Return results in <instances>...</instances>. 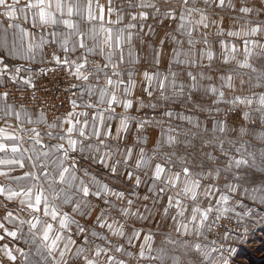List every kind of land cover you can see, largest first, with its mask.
Segmentation results:
<instances>
[{"label": "snow or ice", "instance_id": "snow-or-ice-1", "mask_svg": "<svg viewBox=\"0 0 264 264\" xmlns=\"http://www.w3.org/2000/svg\"><path fill=\"white\" fill-rule=\"evenodd\" d=\"M94 0H87L86 5L82 4L80 0H0V16H5L10 21L7 28L15 29L14 36L20 41L28 39L25 46L23 42L19 45L14 41L11 48L8 47L7 41H0V48L4 49L3 54H0V82H4L3 78L8 77L10 83H16L18 78L23 85H27L28 88L34 89V73L29 72L27 78L21 77V73L25 69L20 65H13L10 69L8 58L11 57L13 60H28L32 63L36 62L35 50L43 51L45 44L56 45L51 53L49 61L41 59V63H53L54 67L49 68L48 71L55 72L58 67L63 68L69 72L70 75L74 76L79 84H72L65 91L71 89H78L74 93L76 99H69V103L72 106V110L68 111L63 118L57 117L59 121L52 122L47 125V131L45 135L50 140L60 141L57 144L50 146L48 151H38L35 145L42 144V135L37 128L32 127L29 129H22L26 133H30L27 139L33 142L31 148V155L25 156V152L28 149H22L17 143H12L10 146L5 143H0V152L7 153L11 151L13 158L11 159H0V164L18 166L19 169H25V160L29 161L28 170L22 172V174L9 175L6 172H0V176H4L9 180L8 185H0V196H3L6 201H13L19 199L21 205H26L29 211V215L32 219L27 221L21 219L19 223L23 225L27 223L29 225L28 232L30 240L26 239L25 243H31L35 247L34 255L39 257L38 261L29 260L28 254L21 251L19 248L16 252L24 258L25 264H100V258L103 257L104 264H128L126 260L117 259L111 253H121L126 257H133L131 251L125 250L123 245L113 246L106 237L100 235L96 231H90L70 215L68 211L63 210L64 205H72L71 213L79 215L81 217H90L92 211L97 207L94 205L90 197H94L97 201H102L105 207L99 209L98 215L95 217L94 223L97 224L101 229L106 228L108 232L117 238H124L128 245H133V242L141 239V231L137 230L135 226L131 229L126 230L125 223L118 221L113 218L109 213L115 208V205L109 199L110 196H114L117 200H124L125 194L121 191L113 190L109 185L101 183L95 176H92L86 168H82L81 161H87L89 165H99L104 169L109 170L112 174L118 172V167L123 164L126 169V176L128 179H132L134 172L127 170L130 167V161L133 157V148L128 147L126 150L117 148L116 151H112L108 146V140L123 139L122 133H126L129 130L128 117L122 116L120 123L115 126V136L112 134L113 125L108 123L114 119L115 108L122 106L125 111L133 107V101L127 99L131 95L132 89L136 86V81L133 79L135 72L130 69H121L120 65L125 62L124 57V45L127 43L129 46L132 44V38L134 33L130 31L137 27L132 21L147 20L149 17V11L153 18L162 16L163 19L175 20L176 19V8L171 5L175 0H163L165 5L169 7L165 11H161V8L157 6L154 0H128L129 8L141 9L136 14L129 13L130 20L124 25L123 28L115 27L124 22V14L122 6H115L114 0H106V3H100V0H95V8L93 7ZM204 4L211 7L212 4H216V0H182L181 11L179 13V24L177 25V31H180L183 35L187 36L188 48L184 49V41L176 40L170 33H166L171 41L177 45L173 47L171 58L168 61L169 71L163 75L157 71L149 73L144 70L143 77L148 82L149 87H144L142 90L147 92L149 97L153 96L154 91H159V99L165 102L171 100L173 97H183L185 85L183 83L177 86V73L172 71V65L184 64L189 67H196L199 61H202L205 57L209 60H213V52L210 48H201L197 50L196 45L201 43L200 40L193 39V33L200 31V27L208 29V17L200 7H189V4L199 5ZM225 0H218L217 7H223ZM187 12V15L185 14ZM242 13H249L252 10L248 7H241L239 9ZM193 13H199L200 18L195 22H192L189 17ZM115 15V19H112ZM78 16L80 20L84 22L87 30H81L80 23L72 19V17ZM23 17L25 23H31L33 28L39 27L44 31L50 29L49 34L51 35V41L44 40L41 38L39 42H35V39L31 32L26 28L22 27L19 23H15L17 19ZM107 17V19H106ZM163 21H161L162 23ZM212 23H216L212 21ZM62 25L65 29L70 31L61 32L57 30V27ZM143 25H141V28ZM150 27V26H149ZM125 29L129 30L127 33ZM151 31V27H150ZM261 31L260 25L252 27L248 31L243 32L242 40L246 59L244 63L240 64V67L251 68L252 72H258L259 75L256 77V83L253 85L255 88L264 87V68L257 69L247 63V57L251 56L252 52L249 45L253 47L259 46L264 48V45H257L254 40H249L246 37L256 36ZM217 37L224 36V30L219 28L216 32ZM228 37L241 38L240 31H228ZM72 37H76L72 40ZM202 43L204 45L209 44L208 33L202 32ZM30 38V39H29ZM92 43L89 44L88 41ZM166 41L165 39L160 40L159 49L155 50L154 63L159 65L163 56V48ZM219 44L222 48L227 51L235 53L238 48L235 43L229 44L225 39H220ZM151 47V45H149ZM62 51L61 56L58 52ZM75 59H71L70 56L77 54ZM197 54L199 60L197 59ZM99 55L103 58V63L93 62L92 69L89 70L86 66L89 64L88 56ZM128 55L132 57V48H128ZM183 57V59H181ZM235 59V56L231 57ZM229 57L227 54L223 57V63H227ZM131 62L138 64L140 62L139 56L132 57ZM211 67V65H208ZM41 73L45 72V69L39 70ZM127 77V80L124 77ZM171 76V79H169ZM187 76L191 79V84L188 85L189 93L188 99L192 101L191 93L196 91L199 87L197 76L193 75L191 71L187 72ZM200 79L211 80L212 77L206 76L204 73H199ZM220 80L225 81L224 87L235 91V85L232 83V76L227 77L221 75ZM95 81L92 83L91 81ZM243 79L240 80L241 88L245 85ZM123 86V87H121ZM168 89L172 90V96L167 95ZM207 91L212 94L217 93L215 87H209ZM9 93L7 91L0 93V99H6ZM255 92L251 96L235 95L231 101L227 103L237 105L244 104L251 106L254 101L253 96H256ZM87 96V100L84 97ZM224 97V92L220 91L217 100L213 103H220ZM33 98H35V92H33ZM95 98V102H93ZM80 101L78 103L77 101ZM140 108L150 107L156 109L158 105L156 103L145 104L142 99L138 100ZM259 108L257 111L260 112L259 122L261 125V131L257 135L255 130L250 129L247 125H241L239 128V135L244 136L252 132L255 138L260 139L264 142V93H260L258 97ZM101 105H107L105 108H101ZM77 108H83L85 111L77 112ZM87 109H92L91 119H89V112ZM139 111V109H137ZM220 111V109H216ZM234 110V109H230ZM0 111H4L5 115H12V106L5 103L0 107ZM163 116L172 117L174 113L169 109L162 113ZM244 119L249 121L251 124H255L256 121L249 112L243 113ZM15 118L18 122L23 123L24 120L28 124H40L43 122L44 114L41 112L37 119L33 120L28 112L19 111L15 112ZM181 120H188L192 123L191 117H185L180 115ZM163 123L162 120H140L137 123V131L144 128L146 124L151 123ZM196 126V125H194ZM217 129L220 132L226 131V125L224 122H213L212 131L215 132ZM169 131H173L169 129ZM236 131V129H233ZM3 129H0V133ZM161 136H164L163 129L161 130ZM10 141H18L24 139L23 136L8 135L4 137ZM95 138L96 143H93ZM147 137H137L138 143L146 142ZM167 144L169 147L178 143L176 137L167 136L164 140H157V145L162 146ZM187 143V142H185ZM211 141L206 140L205 146H208ZM225 141L221 140L218 144V149L221 156H229V153L224 149ZM101 146L106 151H101ZM239 151V149H237ZM117 153L122 154V159H114ZM153 156H148L144 148L139 150L138 158L135 161L136 169H143L149 167ZM174 155V153L172 154ZM209 159H212L211 153L206 154ZM252 156V153H249ZM253 159L255 157L253 156ZM170 156L165 160V164H169ZM242 164H248V160L241 157L240 159L234 160V165L239 168ZM233 166V162L228 164V168ZM14 170V169H11ZM84 172L85 176H89V180L86 183L78 173ZM181 175L184 179L182 181V187L175 197H168V206L164 208V215L167 216L169 209L172 207L176 208V215L172 217L175 221V231L181 235L191 234L189 223L199 221L195 224V234L197 236L203 235L202 229L206 227L205 222L209 220L210 215L214 214L215 219L218 221L221 217H224L226 213L231 212L230 207H213L208 206L202 209L199 204L192 207L191 209V220L189 223H183L178 220L177 217H184L187 210V206L182 204L180 196H185L193 201L197 200V190L201 188V181L198 179H191V172L188 167H183L181 171H173L172 168H166L160 163H156L154 170L152 171L153 182L162 181L165 185L176 188L181 184ZM206 176L216 178L219 176V169L216 170L215 174L211 171ZM141 178L139 175H135V185L139 187L141 184ZM47 184V188L44 185ZM14 185V186H13ZM57 185H60L59 189ZM214 185H207L204 188L203 195L205 197L212 195V188ZM229 192H235L236 187L234 185H225ZM94 189V190H93ZM151 190V189H150ZM161 193L165 192V188H160ZM245 195L252 196L255 198V193H245ZM148 199L147 196L144 197ZM228 196L220 195L216 201L218 205H226L228 203ZM59 201V204L56 202ZM260 202L264 203V189L260 194ZM128 207L119 208L118 211L121 216L125 219L129 217L140 216L139 211L132 212L131 206L133 200H127ZM24 209H20L23 211ZM42 213V215H41ZM143 219L142 216H140ZM4 220L10 223L17 220V216H13L11 211H7V214L3 217ZM242 218L237 216V220L240 221ZM75 225V232H72L71 226ZM0 229H3L4 235H0V240H3L5 236L12 237L13 239L18 238V233L21 231L20 228L9 231L3 223H0ZM183 229V232H181ZM210 230V228H209ZM89 234L92 237H96L101 240H105L107 246H101L96 244L94 241L89 240ZM37 236L39 240L37 241ZM73 236L81 237V241L78 242ZM206 238V237H205ZM228 237L225 236L224 239ZM153 236L149 234H143L142 242L138 245V253L135 259L141 260H162L163 248L155 249L157 252L156 256H150L147 253L153 251ZM169 243H175L171 239ZM185 245L187 242H184ZM216 242L213 241V244ZM61 244L63 245L61 247ZM75 246V247H73ZM219 247H223L220 244ZM192 248L202 256L204 259H208L211 252H215L216 248L213 247L208 251L202 249L199 243L192 246ZM147 250V251H146ZM3 251L4 257L8 261H15L16 256L8 246L5 245ZM173 264H179V258L173 257ZM202 264V261L199 262ZM209 264H228L227 260L217 261L215 259L209 260Z\"/></svg>", "mask_w": 264, "mask_h": 264}, {"label": "rangeland", "instance_id": "rangeland-1", "mask_svg": "<svg viewBox=\"0 0 264 264\" xmlns=\"http://www.w3.org/2000/svg\"><path fill=\"white\" fill-rule=\"evenodd\" d=\"M154 2L156 4L160 3L161 9H166L169 6L165 5L163 0H154ZM209 2L211 3V0ZM181 4L182 0H175L171 5L177 10L175 20L162 18L160 20L163 22L160 23L162 24L161 27L166 26V30H168V27L170 28V32L166 31V33H170L176 40L184 41L183 48L187 49V36L177 31V25L180 22ZM216 4H218V0H216ZM216 4H212L211 7L202 3L199 5L189 4V7H200L208 17V29L199 26L200 31L193 33V39L201 41L196 45L197 50L206 47L211 49L213 60L209 61L205 57L202 61H199L196 67L175 63L172 65V71L178 74L176 77L177 86L183 83L185 94L183 97H173L167 102L156 98L158 104L162 106L155 109L154 113L146 115L145 120H162L163 123L146 124L145 137L153 140L154 145L150 146V151L151 156H153V153L155 155L150 166L144 168V172L145 177H149L156 163H160L166 168H172L173 171H181L183 167H188L191 172L190 178L201 181V188L197 190L196 201L183 195L180 196L182 204L187 206L185 216L177 217L183 223L190 222L191 209L196 204H199L202 209L211 205L213 207H230L232 210L218 221L215 219V215L211 214L209 220L205 222L206 227L202 229L203 235L201 236H197L194 231L195 224L199 222L198 220L189 223V228L192 230L191 234L181 235L175 231L176 222L172 219L176 215V208H170L167 216L164 215V208L168 206V197H175L180 191L184 179L183 175H181V184L176 188L165 185L162 181L154 183L150 178H146L144 195L142 198L139 195V206L143 205V209L139 210L143 219L138 216V222L141 224L139 231L142 233L139 241L142 242L143 234L150 233L153 236V251L147 254L156 256L155 249L163 248V259L137 261L135 257L139 250L130 248L128 251L133 253V257H126L123 254L116 255L117 253L114 251L111 253L117 259L126 260L128 264H173V257L179 258V264H199L200 261H202V264H209L211 259L217 261L227 260L228 264H264V203L260 202V194L264 189V142L255 138L252 132L244 136L239 135L241 125H247L250 129L254 128L257 135L261 131L258 119L260 112L257 109L259 108L258 97L260 93H264V87H253L257 82L256 77L260 73L259 71L252 72L251 68L240 67V64L244 63L246 59L242 43L245 38L243 37L244 31L260 25L261 31L256 36L246 38L256 41L257 45H264V0H225L223 7H217ZM241 7H248L252 11L247 14L242 13L239 11ZM185 14L187 15L186 11ZM199 18V13H193L189 17L194 24ZM212 21L216 23H212ZM219 28L224 30L223 37L216 36ZM228 31H240L241 38L228 37ZM202 32L208 33L209 44L207 46L202 43ZM166 33L162 34V39H165V45L171 48V58L172 49L177 45L171 41L169 36H166ZM222 38L229 44L235 43L238 50L235 53L230 50L226 52L219 44V40ZM249 48L252 54L247 57V63L257 69L264 68V48L253 47L252 45H249ZM167 54L168 51H165L164 56ZM225 54L229 57L226 64L223 63ZM232 56H235V59H232ZM197 59L199 60L198 54ZM208 65H211V67ZM168 71L169 64L166 62L162 65V72L167 74ZM189 71L197 76L199 82L198 89L191 93V102L188 99V85L191 84V79L187 76ZM201 72L206 76L210 75L212 79L201 80L199 76ZM221 75L225 77L232 76L235 91L223 86L225 81L219 79ZM169 79H171V76H169ZM241 79L246 82L243 88L240 85ZM209 87H215L217 93L212 94L207 91ZM220 91L224 92L223 99L220 103H213L217 100ZM253 92L257 95L252 97L254 103L250 107L244 104L233 105L227 103L235 95L251 96ZM166 94L172 96V90L168 89ZM68 108L69 106L64 107V109ZM169 109L174 115L172 117L163 116L162 113ZM216 109H220V111ZM244 112H249L256 123L251 124L246 121L243 116ZM180 115L191 117L192 123H189L186 119L181 120ZM214 121L224 122L226 131L220 132L217 129L213 132ZM162 129L164 132L163 137L161 136ZM169 129L173 131H169ZM233 129H236V131H233ZM167 136L176 137L178 143L171 147L166 143L162 146L157 145L158 139L164 140ZM206 140L211 141L208 146L204 145ZM221 140L225 141L224 149L229 153V156H221L218 149ZM173 153L174 155H172ZM207 153H211L213 158L209 159ZM249 153H252V156ZM169 156L171 162L165 164V160ZM253 156L255 159H253ZM241 157L248 160V164H242L239 168H236L234 160ZM230 162H233V166L228 168ZM217 169H219L218 177L212 178L205 175L210 171L215 174ZM228 184L234 185L236 191L229 192L225 187ZM207 185H214V187L212 188V195L205 197L203 192ZM162 187L165 188L163 193L159 191ZM246 192L255 193V198L245 195ZM220 195L228 196L229 199L226 205L216 204ZM145 196L148 199H145ZM238 215L242 218L240 221L237 220ZM181 232H183V229H181ZM225 236L228 238L224 239ZM169 239L175 241V243H169ZM213 241L216 243L213 244ZM184 242H187V244L185 245ZM197 243L205 251L213 247L216 248V251L211 252L208 259H204L192 248ZM220 244H223V247H219ZM103 246H107L105 241ZM100 264H104L103 257L100 258Z\"/></svg>", "mask_w": 264, "mask_h": 264}, {"label": "crops", "instance_id": "crops-1", "mask_svg": "<svg viewBox=\"0 0 264 264\" xmlns=\"http://www.w3.org/2000/svg\"><path fill=\"white\" fill-rule=\"evenodd\" d=\"M156 1H161V0H156ZM11 2V0H9ZM23 3V0H21ZM82 4L87 3V0H80ZM100 3H106V0H100ZM133 3H136V0H133ZM158 7H161L160 3H157ZM114 5L119 7H123V14H124V22L120 25H116L115 27H120L123 28L126 23L129 22L130 16L129 13L131 14H136L138 11L141 9H137L135 7L129 8L128 7V0H114ZM93 7L95 8V0L93 2ZM169 7V6H168ZM166 7V9L168 8ZM166 9H161V11H165ZM149 11V17L147 20H140L139 18L136 21H132L137 25L136 28L131 29L134 33L133 38H132V44L129 46L127 43L124 45V57H125V62L120 65L121 69H130L135 72V75L133 79L136 81V86L132 89L131 95L127 97V99H130L133 101V107L125 111L122 106H117L115 108V113L114 119L111 121H108V123L112 124V134L115 136V126L120 123V118L122 116L128 117V124H129V130L126 133H122L123 139L116 140V139H109L108 140V146L112 151H116L117 148L119 149H124L126 150L128 147L133 148V157L130 161V167L127 170H131L134 172V176L132 179H128L126 176V169L123 164H121L118 167V172L116 174H112L109 170L102 168L99 165H89L87 161H81L82 168H86L87 171L92 175L95 176V178L100 181L101 183H105L109 185V187L113 190L116 191H121L125 194V199L124 200H117L114 196H110L109 199L112 201V203L115 205V208L109 213V215L113 218H116L118 221L125 223L126 225V230L131 229V227L135 226L137 230L141 227V224L138 222V216L137 217H129L125 219L124 216H121L118 209L119 208H125L128 207V204L126 201L128 198L133 199V205L131 206V211L136 212L141 209H143V205L139 206V195H141V198L144 195V185L146 178H150L152 181V174L149 175V177H145L146 174L143 169H136L135 168V161L138 158L139 150L141 148L145 149V152L148 156H151V149L150 146L154 145L153 140L147 139L146 142L144 143H138L137 142V137H145V129L146 125L144 128L140 131H137V123L140 120H145V117L147 114H152L155 112V109L150 108V107H144L140 108L139 106V99H142L145 104L148 103H156L158 104V101H156V98H159V91H154L153 96L149 97L147 92H144L142 89L144 87H149L148 82L144 79L143 77V72L144 70H147L150 74L159 71L163 77L165 75L162 72V65H164L166 62L168 64V61L170 59V51L171 48L167 45H164L163 48V56L161 58V63L159 65L154 63V57H155V50L159 49L160 47V40L162 39V34H165L166 31L170 32V28L168 27V30H166V26L161 27V20L162 16H158L156 18H153L151 15V12L154 10H145ZM176 17H177V10H176ZM112 19H115V15L111 17ZM73 20L78 21L80 23L81 30L86 31L87 28L84 24L83 21L80 20V17L74 16L72 17ZM107 19V17H106ZM156 19V21H154ZM161 19V20H160ZM10 21L8 20L7 17L5 16H0V41L6 40L8 47L11 48L13 45V42L15 41L17 45H19L21 42H23L26 46L28 39H25L24 41H20L17 36H14V32L16 31L15 29L8 28L7 31H4V29L7 28V25ZM15 23H19L22 27L26 28L29 32L32 33L35 42H39L41 38L44 40L51 41L52 37L49 34L50 29L48 31H44L40 29L39 27L33 28L31 23H25L23 20V17H20ZM141 25L143 27L141 28ZM151 31H150V27ZM58 31L61 32H68L70 30L65 29L62 25L57 27ZM127 29H125V32L127 33ZM30 39V38H29ZM76 37H72V40H75ZM89 44L92 42L89 40ZM151 45V47L149 46ZM132 48V57L139 56L140 62L138 64H133L131 62L132 57H129L128 55V48ZM44 50V46H43ZM165 51H168V54L165 55ZM4 49L0 48V54H3ZM36 53V62L32 63L28 60H13L11 57L8 58V63L10 65V69L12 68L13 65H20L22 66L25 71L22 72L20 75L23 78H27L29 75V72L34 73L35 75L39 72V70L44 66L45 63H41V59L43 57V51L41 52L40 50H35ZM61 56L63 55L62 51L58 52ZM77 54L70 56L71 59H75ZM89 64L86 66L89 70L92 69L93 62H101L103 63V58L99 55H90L88 56ZM75 78V77H74ZM125 80H127V77H124ZM4 82H0V89L8 84H11L8 81V77L5 76L3 78ZM76 83L79 84L80 81H77L75 79ZM92 83H95V81H91ZM17 84L23 85L19 78L16 82ZM15 83V84H16ZM123 87V86H121ZM78 89H71L68 91L66 98H65V104L69 106L68 109H65L59 116L60 118H63L68 111L72 110V106L69 103V99H76L77 97L74 96V93L77 92ZM85 100H87V96L84 97ZM80 103V101H77ZM93 102H95V98H93ZM5 103L10 104L12 106V115H5L4 111H0V129H3V132L0 133V143H5L8 144L9 146L12 143H17L19 144L22 149H28L29 151L25 152V156L27 157L28 155H31V148L33 146V142L27 139V136L30 135V133H26L22 131V129H29L32 127L37 128L41 132L42 135V144L41 145H35L36 149L38 151H48L50 146L59 143L60 141L58 140H50L47 138L45 135L47 131V125L52 123V122H57L59 121L55 119H49L46 116L43 118V122L40 124H28L26 120L23 121V123H20L16 120L15 118V112L19 111L23 114V112H28L33 120L37 119L39 116V112L33 111L30 109H24L17 107L12 101L9 99H0V107H2ZM159 105V104H158ZM107 105H101V108H105ZM159 107V106H158ZM157 107V108H158ZM156 108V109H157ZM139 109V111L137 110ZM77 112L79 111H85L83 108H77ZM89 112V119H91V114H92V109H87ZM8 135H17V136H23L24 139L18 140V141H10L5 139V136ZM93 143H96L95 138H93ZM108 149H105L103 146H101V151H106ZM13 158V153L11 151H8L7 153L0 152V159H11ZM114 159H122V154L117 153V155L114 157ZM26 168L25 169H19L18 166H12V165H4L0 164V172H6L9 175H16V174H22L23 171L28 170V165L29 161L26 159L25 160ZM14 169V170H11ZM78 175L85 180L87 183L89 180V176H85L83 171H80ZM135 175H139L141 178V184L139 187H136L135 185ZM10 182L9 180L4 177L0 176V185H8ZM14 186V185H13ZM45 188H47V184L44 185ZM61 187L60 185H57V188L59 189ZM94 190V189H93ZM92 203L94 205H97V207L92 211V214L90 217H81L79 215L71 213V207L72 205H64L63 210L68 211L70 215H73L74 218L81 224V226H84L86 229L90 231H96L100 233V235L106 237L108 241H110L113 245H123L125 250L128 251V249H138V245L140 243L139 240H136L133 242V245H128L124 238H117L112 236L106 228L101 229L97 224L94 223L95 217L99 213V209L101 207H105L102 203V201H97L94 197H90ZM59 204V201L56 202ZM20 209H24L23 211H20ZM7 211H11L13 213V216H17L18 219L9 222L3 219V217L7 214ZM30 210L26 208V205H21L19 203V199H15L13 201H6L3 196H0V223H3L5 227L9 231L16 230L17 228H20L21 231L18 233V238L13 239L12 237L5 236L3 240H0V250L4 249V246L7 245L8 249L13 252V254L16 256V260L13 261H8L6 257L3 255V251H0V264H25L24 258L20 256L18 252H16V249L19 248L21 251L24 253L28 254L29 260L33 261H38L39 257L34 255L35 252V247L31 243H25L24 241L26 239L30 240V235L28 232L29 225L27 223H24L21 225L19 221L21 219L27 221L29 219H32V217L28 214ZM42 215V213H41ZM72 232L69 234L72 235L75 232L76 226L72 225ZM0 235H4L3 229H0ZM73 238L77 239L78 242L81 241V237H76L73 236ZM89 240L94 241L96 244H99L103 246L105 240L98 239L96 237H92L90 234L88 236ZM39 240V236H37V241ZM63 245L61 244V247ZM75 247V246H73ZM116 255H121V253H117Z\"/></svg>", "mask_w": 264, "mask_h": 264}, {"label": "built area", "instance_id": "built-area-1", "mask_svg": "<svg viewBox=\"0 0 264 264\" xmlns=\"http://www.w3.org/2000/svg\"><path fill=\"white\" fill-rule=\"evenodd\" d=\"M56 46L45 44L43 57L45 61H49L51 53ZM54 67L53 63H45L44 73L40 71L34 76L35 88L30 89L27 85L11 83L0 89V93L7 91L9 95L7 99L12 101L17 107L30 109L39 113L43 112L44 116L54 119L58 114L65 111V98L70 85L75 84L74 76L70 75L63 66L57 68L55 72L48 71ZM35 92V98H33Z\"/></svg>", "mask_w": 264, "mask_h": 264}]
</instances>
